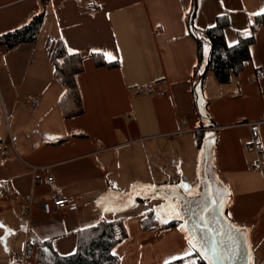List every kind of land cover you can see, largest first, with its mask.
Returning <instances> with one entry per match:
<instances>
[{"label": "crops", "instance_id": "obj_1", "mask_svg": "<svg viewBox=\"0 0 264 264\" xmlns=\"http://www.w3.org/2000/svg\"><path fill=\"white\" fill-rule=\"evenodd\" d=\"M88 1L0 0V37L43 13L36 41L13 48L0 42V264H19L29 244L27 264H40L36 240L73 254L81 229L121 218L128 237L114 249L119 264H204L182 223L162 226L167 200L155 207L163 220L144 229L151 209L140 206L152 198L129 192L178 184L196 192L205 133L195 102L199 44L187 16L195 7V31L203 33L227 14L225 37L234 44L264 12V0H95L93 15ZM49 40L83 58L77 115L61 111L65 86ZM147 87L167 95L143 94ZM201 90L217 131L214 164L230 189L226 214L248 228L253 264H264V25L240 72L220 82L207 69ZM252 122L261 126V152L250 148ZM50 174L75 209L43 213L40 202L53 196Z\"/></svg>", "mask_w": 264, "mask_h": 264}, {"label": "trees", "instance_id": "obj_2", "mask_svg": "<svg viewBox=\"0 0 264 264\" xmlns=\"http://www.w3.org/2000/svg\"><path fill=\"white\" fill-rule=\"evenodd\" d=\"M192 13L188 14L187 22L190 31L198 39V64L196 74L206 65L213 70L220 82H227L233 74H238L244 63L250 57V46L255 41V35L260 25H264V12L254 15L250 21L249 29L238 33L237 41L229 46L225 37L230 21L227 14L219 15L213 26L203 33L195 31ZM43 13L36 15L29 23L8 32L0 37V42L13 48L26 42L36 41L42 25ZM209 43V49L204 47ZM47 49L55 65L56 77L64 84L65 93L59 101L61 111L65 117H70L82 112V102L76 83V74L83 69V58L78 54H70L64 48L63 42L49 40ZM98 63L106 61L100 54L96 55ZM203 135L201 134L200 140ZM173 208H168V221L163 227H173L181 222L173 219L170 213ZM173 211V210H172ZM156 209H151L142 219L144 229L156 227ZM158 222V221H157ZM128 237L126 222L123 218L118 220H101L96 224L80 230L76 251L70 255L59 254L49 241L36 240L38 246L37 258L40 264H119L115 247ZM201 263L206 262L196 250Z\"/></svg>", "mask_w": 264, "mask_h": 264}, {"label": "water", "instance_id": "obj_3", "mask_svg": "<svg viewBox=\"0 0 264 264\" xmlns=\"http://www.w3.org/2000/svg\"><path fill=\"white\" fill-rule=\"evenodd\" d=\"M207 49L209 43L207 42ZM208 65L195 78V102L204 126L205 136L200 152L196 192H187L181 184L134 189L129 196L142 199L163 198L168 208H176L186 237L206 264H253V249L248 228L235 224L227 216L230 189L222 182L214 164L217 131L207 111L208 101L202 96L201 84ZM211 134V135H210ZM195 245V246H194ZM202 246V247H201ZM215 249V254L212 250ZM207 251L208 257L204 253Z\"/></svg>", "mask_w": 264, "mask_h": 264}, {"label": "built area", "instance_id": "obj_4", "mask_svg": "<svg viewBox=\"0 0 264 264\" xmlns=\"http://www.w3.org/2000/svg\"><path fill=\"white\" fill-rule=\"evenodd\" d=\"M87 9L90 14H95L98 12V5L95 0H89L87 2ZM143 94H149V95H167V93L161 89L156 87H147L141 91ZM34 104L37 102L35 99L32 101ZM185 122V121H184ZM178 130H182V124H178ZM250 133L252 137V141L250 144V148L254 149L258 152H261V147L259 145L260 139H261V126L259 122H252L250 123ZM100 144V143H99ZM264 166V162L262 160V155H260V163L259 168H262ZM47 183L50 184L53 196L49 199H44L42 202H40V207L45 214H50L53 212H59L64 211L66 209H75L77 207V203L67 197H64L60 195L57 192V187L54 182L53 175H48L46 178ZM34 252V248L32 245H28L24 256L20 257L19 264H27V257L32 255Z\"/></svg>", "mask_w": 264, "mask_h": 264}, {"label": "rangeland", "instance_id": "obj_5", "mask_svg": "<svg viewBox=\"0 0 264 264\" xmlns=\"http://www.w3.org/2000/svg\"><path fill=\"white\" fill-rule=\"evenodd\" d=\"M236 38H237V35L234 34V36H232L231 39L236 40ZM229 43H233V41L229 40ZM149 201H151V202H149ZM158 201H159V198H152V200L150 199V200H147L145 202H142L144 204L141 203L140 210L143 212V211H146V210L153 209V208L156 207V204H157ZM160 206H162V204H160ZM163 206H165V205H163ZM162 210L165 211V208L164 209L162 208ZM130 212H134V208H131L128 211H125L124 215H128ZM162 218L163 217H161V216H159V217L157 216V221L160 220V222H161L163 220ZM157 221L155 222L156 224L158 223Z\"/></svg>", "mask_w": 264, "mask_h": 264}, {"label": "snow or ice", "instance_id": "obj_6", "mask_svg": "<svg viewBox=\"0 0 264 264\" xmlns=\"http://www.w3.org/2000/svg\"><path fill=\"white\" fill-rule=\"evenodd\" d=\"M229 46L231 47V46H233V45L230 44ZM73 51H74V50L69 49L70 54H71ZM105 55H108V54L105 53ZM210 135H211V134H210ZM182 187H186V186H183V185H182ZM189 191H191V189H189ZM178 207H179V206L177 205L176 208L173 209V212L175 213V218L180 219L181 217H180V215H179V212L177 211ZM163 222H167V221H163ZM194 246H195V245H194ZM201 247H202V246H201ZM212 252H213V254H215V249H213ZM204 255H205V257H208V253H207V251H205Z\"/></svg>", "mask_w": 264, "mask_h": 264}, {"label": "bare ground", "instance_id": "obj_7", "mask_svg": "<svg viewBox=\"0 0 264 264\" xmlns=\"http://www.w3.org/2000/svg\"><path fill=\"white\" fill-rule=\"evenodd\" d=\"M251 241V240H250Z\"/></svg>", "mask_w": 264, "mask_h": 264}]
</instances>
